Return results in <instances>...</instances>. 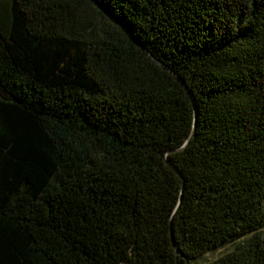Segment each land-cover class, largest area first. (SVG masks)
Returning <instances> with one entry per match:
<instances>
[{"label": "trees", "instance_id": "16d2710c", "mask_svg": "<svg viewBox=\"0 0 264 264\" xmlns=\"http://www.w3.org/2000/svg\"><path fill=\"white\" fill-rule=\"evenodd\" d=\"M264 0H0V264H264Z\"/></svg>", "mask_w": 264, "mask_h": 264}, {"label": "rangeland", "instance_id": "374dc122", "mask_svg": "<svg viewBox=\"0 0 264 264\" xmlns=\"http://www.w3.org/2000/svg\"><path fill=\"white\" fill-rule=\"evenodd\" d=\"M264 232V229L262 230ZM231 246H226L225 248L221 249V250H218L214 253H209V254H206L203 258H201L200 260H198L196 262V264H202L208 260H211V259H214L215 257H217L218 255H220L221 253H223L224 251H227Z\"/></svg>", "mask_w": 264, "mask_h": 264}]
</instances>
